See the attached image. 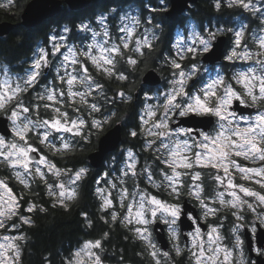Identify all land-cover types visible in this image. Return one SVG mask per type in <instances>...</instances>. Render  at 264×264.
<instances>
[{
  "label": "snow or ice",
  "instance_id": "snow-or-ice-1",
  "mask_svg": "<svg viewBox=\"0 0 264 264\" xmlns=\"http://www.w3.org/2000/svg\"><path fill=\"white\" fill-rule=\"evenodd\" d=\"M11 3V0H9ZM5 5H0L4 7ZM240 7L243 9H250V0H230L228 7ZM216 7L219 9L221 4L218 2ZM253 12L259 9L252 8ZM153 11H166L165 8L153 9ZM121 19H125L121 17ZM135 25L140 21L131 17ZM97 23L101 26V31L92 29L88 24H81L80 31L92 33V43L85 49L80 50L76 47L69 46L66 41L72 37L66 35H57L50 37L51 49L39 48L38 54L35 56L33 63L29 69L25 70V76L20 78L21 82L16 84L14 89L9 88L8 91H0V112L6 111L13 100L16 101L15 107L11 110L10 119L12 120V131L18 142L6 143L5 138L0 136V164L9 168L20 167L24 170L23 173L16 172L15 178L20 185L25 189L31 190V182L27 179L28 175H32L33 179L39 178L45 185L47 195L55 197L57 202L62 207H67L66 201H74L77 199L78 193L75 188L69 189L63 182L50 183L48 175L41 169L40 165H44L47 173L59 180L61 176L66 175L70 170L61 169L56 163H53L44 156L36 161L35 171L33 172L30 165L32 164L31 153L36 151L29 141V134L36 132V138L39 144L44 145L53 155H64L72 152L73 145L60 137V143L53 142L55 138L52 137V132L71 133L74 137L79 136L86 138L84 129L91 127L99 129L110 121L111 116L101 121L93 118L91 124L81 118L76 117L71 119L66 111H62L60 107L55 105L64 104L65 100L71 101L70 106L80 105L87 107L89 114L99 113L101 107L98 103H89L88 97L92 96L94 92L99 91L101 98L103 96V85H101L92 75L87 66L89 63L96 72L101 73L107 78H115L118 81H126L127 76L124 70L118 67L119 58L124 56L125 50L131 51L138 55H143L142 49L151 48L152 43L145 35L142 39L134 40L136 35V27L124 24L119 31L125 35L118 38V42H111L112 33L109 31L106 24V18L101 16ZM67 33L70 29L65 28ZM244 31H237L235 33V45L239 48L244 39ZM97 37H102L101 41H97ZM211 38H215V34L210 33ZM153 39L155 37L153 36ZM200 48L188 47V53L196 52L197 54L209 53L212 49V44L209 39H205L197 35ZM179 47V45H178ZM259 47L264 49V36L259 38ZM98 53V54H97ZM264 55V53H259ZM56 56L60 58V64L57 66L56 80H59L61 85H66L65 90L46 87L43 92L38 93L36 100L43 102L45 110L51 109L53 116L49 119L33 120L29 116H24L23 121H20L21 113H30L32 111L31 105H25L21 97L24 93L29 92V89L34 88L39 79L44 75V70L52 66L50 57ZM236 59H251L252 54L248 51L243 53L236 49L231 51L226 59L231 61ZM181 59H184L181 56ZM264 65V61H258ZM126 63L129 66L135 67L138 63L137 59L128 56ZM169 66L176 70L173 72L174 79L171 81V90L164 96V101L159 106L148 105L145 109L146 119L141 122V134L146 135L150 139L147 140L144 147L148 150L153 149L159 153L156 156L158 163L164 165L163 181L157 184L152 180L153 172L147 168L144 173L148 181L155 188L162 186L170 189L169 195L176 198V203H168L159 199L156 195L140 190L136 192H129L128 189L122 188L118 196H112L111 192L105 193L104 189H97V194L101 200V211L106 215H110V221L103 216L101 219L105 223H121L125 227L135 225L132 231L136 236L147 244L150 249L149 256H151L154 264H161L160 256L169 257L168 252L162 254L152 243L150 227L154 224L162 223L168 227L169 233L173 239H178L176 225L178 222L182 223L181 217L185 215L179 200L185 194L183 189L187 188V195L194 199L202 209V216L207 223L208 232L203 233L201 227H196L194 232L188 235L192 237L193 248H198L199 251H192V257L195 259V264H230L232 251L228 250L222 243L224 236L221 234V227L223 223L220 220V212L222 209H231V215L237 221H243L245 217L240 214V210L246 206L250 211L256 212V208L252 203H249L244 197L254 198L259 206H264V193L252 190L243 184H238L233 179V170L240 174V178L252 181L259 184L264 189V167L247 168L237 162L240 158L245 161L253 163H264V111H261L252 120L240 116L232 110L234 102H239L241 105L248 107L264 108V75H256L255 70L249 72H239L233 75L236 84L240 85L242 91H237L231 84L227 83L224 76H219L214 79L206 88H200L198 93H193L187 90V85L195 75L193 72H185L181 64L172 59ZM69 68L71 71H69ZM63 69V74H61ZM258 87V93L256 91ZM145 88L151 90L150 84H145ZM83 89V90H80ZM118 95L124 102H130L131 96H125L121 91ZM65 97V99H60ZM78 98V99H77ZM40 104H36L37 116H39ZM79 107H74V111H79ZM112 115H115L113 113ZM181 118H214V122L209 119V124L212 131H199L193 135V128L173 127L172 121L175 116ZM243 120L245 126H241L240 121ZM43 130V131H41ZM132 137H137L138 132L130 131ZM197 136L199 137L197 139ZM157 141L159 144L157 145ZM128 158L132 161L127 166L128 171L124 174L131 173L132 177L137 175L136 172V156L129 150ZM196 169H200L197 171ZM208 169L212 175V179L218 185H225L226 191H229L230 200L224 198V193L215 192L210 193L203 185V170ZM87 170L80 168L74 172V178L70 183L75 184L80 181ZM220 173H223L221 175ZM184 177H189L192 183L186 184ZM123 183V181H122ZM112 188H116L115 183L111 184ZM58 189V191H54ZM238 189V192L236 191ZM239 193H242L241 196ZM129 197H132L131 202H127ZM6 198V199H5ZM212 200L213 204H218L219 207H212L208 200ZM23 197H17L13 194L12 189L5 180H0V229L7 230L9 226L13 229L17 227L15 223L9 224L14 217H18L22 224L31 225L33 221L31 217L20 214V201ZM114 204H118L119 208L124 210L121 216L119 212L114 210ZM109 209H113L109 212ZM44 212L45 208L38 206L35 203H30L27 207V212L35 211ZM85 219H87V214ZM209 217L215 219L209 221ZM188 220L193 221V217L188 215ZM199 217L195 222H199ZM257 219L264 225V215L257 213ZM88 226H92L89 221ZM243 224H234L232 228L235 234ZM255 231V228L252 229ZM109 234H103L106 238ZM207 236V242L203 239ZM23 236L3 237L5 243H0V264H6L4 255L11 250L15 253L13 264L19 258L20 249L16 241L23 240ZM242 244L240 237L236 236V245ZM103 240L97 239L95 241H88L83 248L73 254L67 264H84L82 257L87 255L91 260V264H102L101 257L95 249H102ZM174 251L177 256L182 255L183 250L179 245H174ZM223 254V260L220 259Z\"/></svg>",
  "mask_w": 264,
  "mask_h": 264
},
{
  "label": "rangeland",
  "instance_id": "rangeland-1",
  "mask_svg": "<svg viewBox=\"0 0 264 264\" xmlns=\"http://www.w3.org/2000/svg\"><path fill=\"white\" fill-rule=\"evenodd\" d=\"M225 1L227 3L230 2V0H225ZM162 2L166 3L164 0H162ZM167 7H168V3H166L163 6V8H167ZM252 8L259 9V11L253 12L251 10ZM246 11H249L252 14L251 15L252 18L254 19V22L250 25V27H249L250 19H247L241 15H238L234 18V22L232 25H224L222 23L219 24L216 21H214L210 24H205L204 27H198V25L193 20H190L188 23V26L186 28H179L176 30L175 36H174V41H173V51H174L173 54H174L175 59H177V60L181 59V56H183L184 58L188 57V56H192L194 58L197 57V61L192 62L188 66H182L181 65V67L185 72H193L195 70L194 76H196V77L200 76L202 78V82H200V83H197V80H196L192 85L188 84L187 85L188 91H191L193 93H198L200 88H206L208 84H210L214 79L218 78L219 76H224L226 82L231 84L237 91H242L241 86L236 84L235 80L232 78L234 74L239 73V72H249L250 70H255L256 75H264V65H262L261 63L258 62V61H264V55L259 54V53H264V49H261L259 47V38L261 36H264V0H250V9H248ZM100 17H101V15L96 17L95 18L96 21H98V18H100ZM134 17L140 21V23L138 25H136L137 26L138 39H142L145 35H147L148 39L152 43L153 36H155L153 18L150 15H146L143 17L139 14V12H137L134 15ZM91 24L94 26H97L96 22H91ZM156 24L158 25L159 23L157 22ZM131 26H135L134 22L131 24ZM227 30H229L231 35H232V44L229 47V49L227 50V53L225 55V59H226L227 55L231 54V51L233 49H236L238 52H241V53H243L244 51L250 52L252 54L251 59L245 60L242 58L241 59L234 58L228 64V71H226L224 67L219 66V67L215 68V67H211L212 65L203 64V63H201L200 58H199L201 54H197L196 52L188 53L186 51V48H188V47H194V48H200L201 47L199 45L197 35H199L205 39H209L211 42L210 33L217 34L220 32H225ZM241 30L244 31L245 35H244V39L242 41L241 46L239 48H237L235 45V33L237 31H241ZM88 39H89V42H85V48L89 44L92 43L91 31H89V38ZM178 45H179V47H178ZM227 61H229V60H227ZM174 71H176V70H172L170 73L166 74L165 76L163 75L164 76L163 83H161L157 87L153 88V90H150V91L145 90L143 92V94H142V98H143L142 99V107H141V111H140L141 121L143 119L147 118L146 114H145L146 106L152 105L155 107V106H159L163 103L165 94L171 90V81L174 79V77H173ZM227 73H229V75H230V80H227V78H226ZM24 76H25V72L22 74L10 72L9 69L7 68V66L4 64V62L1 61L0 62V91H8L9 88L14 89L16 87V84L21 82L20 78H22ZM46 87L52 88L51 83L50 82L39 83V86L36 89L30 91V94L32 97L26 99L24 104L27 105V104L31 103V104H33V106H35L36 104H40L42 106L41 111L42 112H48L49 110H45L43 108V102L35 99L37 94L43 92ZM256 91L258 93V87H257ZM15 105H16V101L9 108V110H7L9 115H11V110L15 107ZM261 111H264V108H259L256 112H254L252 114L251 113L246 114V115L237 114V117L243 116V117L247 118L248 120H252ZM34 113L35 112L33 111L32 114H34ZM26 115L29 116V113H21L20 121H18V123L23 121L24 116H26ZM44 116L45 115H43L42 113H39V116L36 118H32L30 116L29 117L33 120H36L38 118L39 119H49L50 118L49 116H45V117ZM240 123H241V126H245L243 120H241ZM12 128H13V124L11 125V129ZM41 131H43V130H41ZM65 134H68L69 136L72 135L71 133H65V132L56 133L55 131H53L52 137H50V139L55 138L53 140V142L58 144L57 143L58 141L60 143L59 138L63 137V135H65ZM0 136L5 138L6 143H8V142L24 143V142L17 140L13 131L11 132L10 136H3L2 134H0ZM28 142L30 143V145L33 148H36V149L44 148L46 151L49 150L44 145L39 144V141L36 138V132L35 131H33L32 133L29 134V141ZM158 144H159V141H157V145ZM145 150H148V149H145ZM145 150H142L143 155L140 156V158L138 157L137 153H134L136 156V164H137V167H136L137 175L135 177H132L131 173H129L128 175L124 174L126 171H128L127 166L132 163V161L128 158L127 153L129 150H127L124 153L125 157L121 161L118 162V169L113 167L115 162H110V168H109L108 173H107L108 169H106L104 182H107L106 183L107 187L104 188L103 186L98 185L96 187V190L98 188L104 189L106 194L108 192H111L112 196L116 197V196H118V194L120 193L122 188L128 189L129 192H136L139 188L140 190L147 191V192L151 193L152 195H156L159 199H162L168 203H176V199L169 195L170 189H167L164 186H162L161 188H155L148 181L147 176L144 173V169L147 168L149 171H152L154 173L152 176V180L157 184H161L163 181V174L162 173L164 170V165L158 163V161L156 160V156L159 155V153L155 152V146L153 147V149L148 150V151H150V156L145 154L146 153ZM44 156H47L48 159L51 160L49 158V156L45 153H42L40 158H42ZM0 159H2V157H0ZM235 159H237L238 163L242 164L244 167H247V168L264 167V164H256L257 162L253 163L251 161H245V160H242L240 158H235ZM37 160L38 159H32V164L30 165V167L32 168L33 172L35 171ZM40 167L48 175V179H49L50 183L63 182L69 189L75 188L77 191L78 182H76L75 184H72V183H70V181L74 178V172L79 170L80 168H84V167L80 166L78 168L68 169L66 167L58 166L61 169L70 170L66 175L61 176L59 180H56V178L52 177L50 173H47V169L44 167V165H40ZM85 169H86V167H85ZM5 170L7 172H3L2 174H0V180H5L6 183L9 185V187L12 189L13 194H15L17 197H20V195L17 194L16 191L14 190L13 185L11 184L10 181L16 180V178H15L16 172L23 173L24 170L20 167L13 169V168H9L6 166H5ZM196 170L199 171L200 169H196ZM213 174L214 173H210V171L208 169L203 170V185L206 187V189L210 193L214 194L215 192H222V193H224V198L226 200H230L231 199V196L229 195L230 190L226 191V181H225V185H218L212 179ZM220 174L223 175V173H220ZM27 179H29L30 182L35 180V179H33L32 175H28ZM183 179L185 180L186 184L192 183V181L190 180L189 177H184ZM233 179L238 184H243L246 187H249L254 191L264 193V189H262L259 184L255 183L254 180L249 181V180L241 179L240 174L238 172H236L235 170H233ZM122 181H123V183H122ZM247 182H249V183H247ZM112 183H115L117 185V187L112 188L111 187ZM148 185H150L156 191L157 190L163 191V193H165V195H168V196H163L160 192L153 191ZM54 191H58V189H54ZM183 191H186V193H187V188L185 187V190L183 189ZM236 191L238 192V189H236ZM239 194L241 196H243L242 193H239ZM244 199H246L249 203H252L254 205V207L256 208V212H252L246 206H244L242 208V210H240L241 215L246 217L247 212L250 213V215H255V216H257V213L264 215V206H259L257 201L252 197H244ZM131 200H132V197H129V200L126 201V203L131 202ZM56 201H57V199H56ZM208 203L212 207H219L218 204H213L211 199L208 200ZM199 207H200V205H199ZM113 208H114V210L119 212L121 216L124 214V210L120 209L118 204H114ZM111 210H113V209H109V212ZM232 211L233 210H231V209H222L220 212V214H222L220 216V219L222 221H224L225 219H228V215H226L225 212H229L231 215ZM200 212L202 214L201 207H200ZM232 217H234V216L231 215V218ZM201 219L204 220L203 216L201 217ZM242 222L243 221H237L236 219H234L232 222H230L227 225H226V223L223 222V227H221V229H220L221 234L224 236V240L222 241L223 245L225 247H227L228 250L232 251V253H233L232 257L230 258V264L231 263H233V264H244V262L246 261L247 249L245 247L243 227H240L235 234H233V232H232L233 225L234 224H243V226H244V223H242ZM11 223H15L17 225V227L15 229H13L9 226V228L7 230L0 229V243H5V241L3 240V237H5V236H8V237L23 236L22 231L19 230L21 228V226H20L21 221L18 219V217H14L13 220L9 222L10 225H11ZM248 225H249L250 229L252 230L254 226L252 224H248ZM129 226H130L131 230L133 227H135V225H129ZM152 226L150 227V231L152 234L151 235L152 243L156 246V248L159 250V252H163L165 250L161 249L157 240L154 239L155 233L153 232ZM198 226L201 227L200 225L197 224L196 227H198ZM195 228L192 229L191 231L187 232L188 241H185V239L181 235H179V222L176 225V230L178 233V239H173L169 233L168 227L165 226V229H167L166 233L172 241V250L174 251V245L178 244L182 250H185L188 252V256H189L192 264H195V259L192 257V251L198 252L199 249L193 248V245L191 243L192 237L189 236L188 234L191 232H194ZM256 229H257V227L255 228V231H256ZM201 230L203 233H207L209 229H208V226H206L205 229L201 228ZM255 231L252 230L253 234L255 233ZM133 233H134V236H136L134 231H133ZM237 235L240 237V240L242 241V244H240L238 246L236 245V236ZM155 238H156V236H155ZM97 239H99V238L86 239L85 241H83L79 246H77L74 249L73 254L75 252L79 251L81 248H83V246L85 245L86 242L95 241ZM203 239L205 240V243H206L207 242V236L205 235L203 237ZM142 242L146 246V250L149 253L150 249L147 247V244L144 241H142ZM16 243L19 245V249H20V240L16 241ZM94 251L97 252L99 254V256L101 257L102 264H126V263H120V262H116V261H111L109 259H105L103 257L102 249H95ZM0 252H4V250L0 249ZM73 254H72V258H73ZM14 258H15V253L11 250L7 251L4 255V260L6 261V264H13ZM82 259H83L84 264H91V260L89 259V257L87 255H84L82 257ZM220 259L223 260V254H221ZM15 264H18V259L15 260Z\"/></svg>",
  "mask_w": 264,
  "mask_h": 264
},
{
  "label": "trees",
  "instance_id": "trees-1",
  "mask_svg": "<svg viewBox=\"0 0 264 264\" xmlns=\"http://www.w3.org/2000/svg\"><path fill=\"white\" fill-rule=\"evenodd\" d=\"M26 0H19L17 8L20 10L25 5ZM109 0H91V9L103 8V2ZM141 16L150 15L153 18L155 39L152 40V47L145 48L143 55H139L138 68L142 72L146 68L154 67L162 75L170 73L172 69L169 62L175 59L173 54V41L175 32L179 28H186L190 20H193L200 27L206 23H222L232 25L234 18L241 15L250 19V25L254 22L252 14L240 7H228L225 0H198L187 11L176 19H169L164 11H153L160 9L168 3V0H135ZM221 4L218 9L217 3ZM87 11V8L85 9ZM159 23L158 25L156 23ZM24 36V33H21ZM19 30H14L7 37H0V58L10 59L19 56L27 57L32 50V42L25 39L20 47L18 40ZM143 59V60H142ZM177 60V59H176ZM182 66H188L197 57H185L178 59ZM228 70V62L224 64ZM163 76V81H164ZM162 81V83H163ZM202 82L198 76L197 83ZM142 103L138 104L135 111L140 124V111ZM130 143L142 146V140L137 136L130 139ZM147 155L150 151H145ZM49 158L58 166L78 168L84 163V153L81 147L74 148L69 154L53 155L52 151L47 150ZM143 155V154H142ZM85 163H87L85 156ZM7 172L5 166L0 164V174ZM9 174V173H8ZM96 174L90 172L84 176L77 185V199L67 201V207H62L55 197H49L45 185L39 178L31 182V190L23 188L17 180L10 181L14 190L23 200L20 201V214L31 217L33 224H20L19 230L23 233V240H20V254L18 264H67L72 258L74 249L86 239L103 240V257L111 261L124 262L130 261L134 264H153L146 258L144 243L134 236L130 226L125 227L117 222L115 224L105 223L101 217L104 212L100 208V198L95 188ZM151 187L150 185H148ZM163 196H168L160 191ZM30 203H35L46 209L44 212H27ZM87 214V219L85 215ZM106 220L107 219L105 218ZM89 221L92 226L89 227ZM109 235L104 238L103 234ZM184 256V253L182 255ZM188 264V263H187Z\"/></svg>",
  "mask_w": 264,
  "mask_h": 264
},
{
  "label": "flooded vegetation",
  "instance_id": "flooded-vegetation-1",
  "mask_svg": "<svg viewBox=\"0 0 264 264\" xmlns=\"http://www.w3.org/2000/svg\"><path fill=\"white\" fill-rule=\"evenodd\" d=\"M19 0H11V3H9V0H0V5H5L4 7H0V22L1 21H9L14 24L13 28L3 34L0 35V37H7L10 35V33L14 30H19L20 36L18 37V40H21L19 45L20 47L22 43L25 42V39H28L32 42V50L29 53V56L23 57L19 56L16 58H10V59H5V58H0V62H4V64L7 66L10 72L12 73H18L22 74L25 72L26 69H29L31 64L33 63V60L35 59V56L38 54V49L43 47L45 49L50 50L51 49V40L50 37L52 36H57V35H66L69 37H72L71 39L67 40L66 43L69 46L76 47L80 50L85 49V42H89V31L88 32H83L80 31V25L83 24H88L92 29L97 30L98 32L101 31V26L97 23L96 17L99 15L103 16L106 18V24L108 25L109 31L112 33L111 37V42H118V38L125 35L124 33L120 32L119 29L122 25L127 24L131 26V24L134 22L130 18L139 12L141 15V12L138 11V6L136 4L135 0H109L107 3L104 1L102 5L103 8H97V9H89L88 7H82L78 9H72L70 8L65 2L62 0L61 3V9L58 13L54 14L53 16L49 18L43 19L41 22L34 24L32 26H23L20 21H21V12L23 7L18 10L17 8V3ZM27 1V0H26ZM25 1V3H26ZM24 3V4H25ZM91 3V2H90ZM24 6V5H23ZM87 8V11L85 9ZM121 17H124L125 19H121ZM91 22H96L97 26H94L91 24ZM214 22V21H212ZM210 24V23H206ZM198 25V24H197ZM136 27V35L133 38V44L132 47H134V40L138 39L137 36V26ZM198 27H200L198 25ZM68 28L70 29L69 32H65L64 29ZM21 33H24V36H22ZM220 33H225L227 35V43L225 46V52H224V57L220 62H217L216 64L212 65L211 67H224V64L226 63L225 55L227 53V50L232 44V35L229 30L225 32H220ZM219 34V33H217ZM215 34V36L217 35ZM98 41H101L102 37H97L96 38ZM211 41L213 38H211ZM211 43V42H210ZM146 48V47H145ZM145 48L142 49V52L145 51ZM132 56L133 58L137 59L139 62V55L135 54L131 51L125 50L124 56L122 58H119V65L118 67L121 68V70H124V74L128 77L126 81H118L115 78H107L103 76L101 73H98L95 71L94 68H92L91 64L89 63L87 66L89 67L90 72L92 73L93 77L101 84L103 85V96L104 98H101V94L99 91L94 92L92 96L88 97L89 103L96 102L100 105L101 111L99 113H92L91 115L89 114V110L87 107H83L80 105H75V106H70L72 104L71 101L65 100L64 104L60 105H55L56 107H60L62 111H66L71 119H75L76 117H81L85 119L88 124H91V120L93 118L98 119V120H105L106 118L111 116V119L108 123L103 124V126L99 129L96 128H91V127H85L84 133L86 138H81L79 136L74 137L73 135L69 136L68 134L63 135L65 140L70 142L73 145V149L76 148V146L79 148L81 147L84 153V163L82 164L81 167H86V175L87 176L90 172L95 173V188L98 185L103 186L104 188L107 187V182H104L105 180V174H106V169H108L107 173L109 172L110 168V162H115L113 165L114 168L118 169V162L121 161L125 157V152L127 150H132L133 153H137L138 157L142 156L143 152L142 150H145L146 148L144 147L146 141L150 139L144 134H141V122L140 124L138 123V117L136 114L137 106L138 104L142 103V94L145 90H148L145 88V84L142 82V75L145 72L140 71L138 68V63L135 67L129 66L126 63L127 57ZM52 60V66L48 69L44 70V75L39 79V82L35 85L34 88L29 89V92L24 93V95L21 97L23 102L25 103V100L28 98H31L30 91L36 89L39 86V83L41 82H50L52 88H56L57 90L59 89H64L65 90V96H66V85H61L59 80H56L55 77L57 75V66L60 64V58H57L56 56L50 57ZM143 60V59H142ZM228 64L230 61H227ZM207 65V64H206ZM150 68V67H149ZM61 74H63V69L60 70ZM69 71L71 69L69 68ZM159 71V70H158ZM228 71V70H226ZM160 73V71H159ZM161 74V73H160ZM162 75V74H161ZM163 77V75H162ZM227 80H230V75L229 73L226 74ZM198 79V77H197ZM158 86V85H157ZM157 86H151V90ZM83 90V89H80ZM123 91L125 96H131L132 100L130 102H124L123 99L118 95L119 92ZM60 99H65V97H60ZM78 99V98H77ZM15 103V100L11 102V104L8 106V109ZM32 106V111L29 113V116L32 118H36L37 116V109L33 104H27ZM41 107H39V113H42L45 116H53L54 113H52L51 109H49L48 112H42ZM74 107H79V111H74ZM260 107H256V109L252 112H256ZM6 111L0 112V114L6 115L8 117V123L11 126L12 121L10 119L9 113ZM35 112L32 114V112ZM239 115H246L250 113H243L240 114L237 111H235ZM115 113V115H112ZM251 113V114H252ZM44 116V117H45ZM178 119V115L174 117L173 122H176ZM114 125H120V130H121V138L118 142V144L113 148L110 149L104 156L103 162L100 167H93L89 164L88 160V153L95 150L98 145V140L99 137L104 134L108 129H110ZM177 127H185V128H193L189 126H177ZM194 132L193 135H196L197 132L199 131H206V132H211L212 129L211 127L207 130H203L201 128H193ZM135 130L138 132V137L142 140L143 145H137V144H132L130 143V139L133 138L130 135V131ZM199 137L197 136V139ZM59 140V139H58ZM59 144V141L57 142ZM40 152V154L45 153L48 155L47 151L44 148H39L36 149ZM146 151V150H145ZM42 152V153H41ZM71 153V152H69ZM67 153V154H69ZM146 154V153H145ZM49 156V155H48ZM85 156L87 163H85ZM150 156V154H149ZM137 157V158H138ZM53 161V160H52ZM256 164H264L262 162H257ZM63 167V166H61ZM68 169H73L71 167H66ZM249 183V182H247ZM153 191L154 190L152 187H150ZM185 190V189H184ZM160 192V191H156ZM183 197L179 200V204L181 205L182 208V200L183 198L187 197L188 200L193 204L195 207V211H188L187 216L191 215L193 217V222H194V229L198 223L195 222L196 218L199 217L201 221L205 222L204 220L201 219L202 214L200 212V207L198 203L189 197L184 191ZM176 199V198H175ZM177 202V200H176ZM100 205H101V200H100ZM224 214V213H223ZM226 215H228V219H225L222 221V223L229 224L232 222L235 217L231 218V215L229 212H225ZM222 214H219L221 216ZM105 218L110 219V215H106L104 213ZM257 218L255 215H250V213L247 212V215L245 219L243 220L242 223H244V226H247L249 230L251 231L252 235L253 232L250 229L248 224H252L255 228L257 227V222L254 221L253 218ZM215 218L209 217V221L213 220ZM259 223L261 224L260 220L258 219ZM206 223V222H205ZM207 225V223H206ZM262 225V224H261ZM164 229L165 226L164 225ZM263 226V225H262ZM264 227V226H263ZM191 229V230H192ZM167 229H165L166 232ZM190 230V231H191ZM167 235V233H166ZM179 235H181L185 241H188L187 237L185 238L182 232L180 231L179 228ZM154 236V235H153ZM169 240V248L163 252H168L170 255L169 257L165 258L162 255L160 256L161 259V264H192L188 252L183 250L184 256H177L176 253L172 250V241L168 237ZM154 239L156 240L155 236ZM254 252L255 253H264V248L263 247H258L256 244H254ZM146 249V247H145ZM147 250L145 251V253ZM163 252H160L161 254ZM146 258H148L149 261H152L154 264V261L152 260L151 256H149L148 252L146 253ZM120 263H126V264H134L130 261H124ZM233 264V263H231ZM244 264H255L254 258L250 257L247 251L246 254V261Z\"/></svg>",
  "mask_w": 264,
  "mask_h": 264
},
{
  "label": "water",
  "instance_id": "water-1",
  "mask_svg": "<svg viewBox=\"0 0 264 264\" xmlns=\"http://www.w3.org/2000/svg\"><path fill=\"white\" fill-rule=\"evenodd\" d=\"M72 9H78L82 7H87L91 0H63ZM198 0H168V7L165 8L164 14L169 19H176L182 13L187 11L194 3ZM62 0H27L23 6L21 12L20 23L23 26H32L41 22L45 18H49L54 14L58 13L61 9ZM14 24L9 21L0 22V35L9 32L13 28ZM227 43V35L225 33H219L212 39V49L209 53H204L200 55V61L203 64L214 65L220 62L224 57L225 46ZM197 80L196 76H193L192 80L189 81V85H192ZM163 81L162 75L159 71L150 67L145 70L142 75V82L144 84H150L151 86L160 85ZM256 107H248L247 105H241L239 102H234L232 105V110L237 111L240 114L252 113ZM209 119L214 122V118H181L178 116L176 122L172 123L173 127L177 126H189L193 128H201L203 130L209 129L211 126L209 124ZM12 132L11 126L8 123V117L6 115L0 114V134L3 136H10ZM121 138L120 125H114L108 129L104 134L99 137L97 148L88 153L89 164L95 168L100 167L105 154L113 149L119 142ZM33 159H39L41 154L38 150L30 154ZM182 210L185 213L181 217L182 223L179 222V228L184 237H187V232L194 227V222L188 220L187 212L195 211V207L188 200L187 197L182 200ZM196 212V211H195ZM257 222V229L252 235L251 231L247 226H243V235L245 241V247L248 251L250 257L254 258L255 264H264V253H255L254 244L258 247L264 248V227L259 223L258 219L253 218ZM198 225L202 229L206 228V223L199 220ZM153 232L155 233L156 240L159 246L163 250L169 248V240L167 238L164 226L162 223L154 224L152 226Z\"/></svg>",
  "mask_w": 264,
  "mask_h": 264
}]
</instances>
